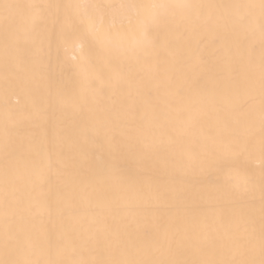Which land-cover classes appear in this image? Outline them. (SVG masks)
Segmentation results:
<instances>
[{
	"label": "snow or ice",
	"instance_id": "obj_1",
	"mask_svg": "<svg viewBox=\"0 0 264 264\" xmlns=\"http://www.w3.org/2000/svg\"><path fill=\"white\" fill-rule=\"evenodd\" d=\"M0 102V264H264V0H0Z\"/></svg>",
	"mask_w": 264,
	"mask_h": 264
},
{
	"label": "bare ground",
	"instance_id": "obj_2",
	"mask_svg": "<svg viewBox=\"0 0 264 264\" xmlns=\"http://www.w3.org/2000/svg\"><path fill=\"white\" fill-rule=\"evenodd\" d=\"M16 99L19 100L20 106H25L27 104V96H26L23 88L21 89L19 95L17 97H15L12 102L15 103ZM0 103H2V102H0Z\"/></svg>",
	"mask_w": 264,
	"mask_h": 264
}]
</instances>
